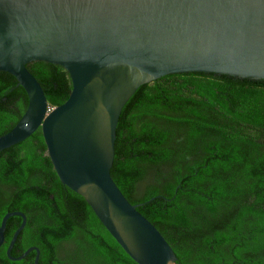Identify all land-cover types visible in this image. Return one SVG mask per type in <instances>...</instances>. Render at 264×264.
<instances>
[{
    "label": "trees",
    "instance_id": "1",
    "mask_svg": "<svg viewBox=\"0 0 264 264\" xmlns=\"http://www.w3.org/2000/svg\"><path fill=\"white\" fill-rule=\"evenodd\" d=\"M50 109L69 96L58 64H26ZM28 97L0 71V136ZM111 176L161 232L176 264H264V79L174 73L140 85L118 118ZM26 216L11 250L38 264H137L86 199L60 181L41 128L0 151V222ZM22 218H8L0 264H34L6 249Z\"/></svg>",
    "mask_w": 264,
    "mask_h": 264
},
{
    "label": "water",
    "instance_id": "2",
    "mask_svg": "<svg viewBox=\"0 0 264 264\" xmlns=\"http://www.w3.org/2000/svg\"><path fill=\"white\" fill-rule=\"evenodd\" d=\"M46 61L68 73L71 91L49 109L26 64ZM0 71L28 97L17 123L0 136V151L41 128L62 182L81 194L137 264H176L156 226L113 180L116 127L126 101L142 84L185 72L264 79V0H0ZM22 221L6 249L11 260L35 251L11 250L26 216L0 222V246L11 216Z\"/></svg>",
    "mask_w": 264,
    "mask_h": 264
},
{
    "label": "clouds",
    "instance_id": "3",
    "mask_svg": "<svg viewBox=\"0 0 264 264\" xmlns=\"http://www.w3.org/2000/svg\"><path fill=\"white\" fill-rule=\"evenodd\" d=\"M50 109V108H49Z\"/></svg>",
    "mask_w": 264,
    "mask_h": 264
}]
</instances>
